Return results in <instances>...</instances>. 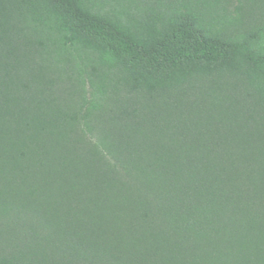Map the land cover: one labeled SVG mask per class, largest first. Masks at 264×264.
<instances>
[{"label": "trees", "instance_id": "trees-1", "mask_svg": "<svg viewBox=\"0 0 264 264\" xmlns=\"http://www.w3.org/2000/svg\"><path fill=\"white\" fill-rule=\"evenodd\" d=\"M237 1L0 0V264H264V24L227 34Z\"/></svg>", "mask_w": 264, "mask_h": 264}, {"label": "rangeland", "instance_id": "rangeland-1", "mask_svg": "<svg viewBox=\"0 0 264 264\" xmlns=\"http://www.w3.org/2000/svg\"><path fill=\"white\" fill-rule=\"evenodd\" d=\"M131 1L132 2L135 1L138 4H140L142 7H146V5H148L149 3L156 4V2L159 0H131ZM166 1H169V0H166ZM235 3H236V6L238 7L239 1L236 0ZM236 6L234 7V4L230 6V8L232 9V14L237 15V13L239 12V13H241V17L239 19H230L231 22L225 23V25L222 26V28H224V31L227 34L237 35L239 33H244V32L250 31V30L254 29L255 27H257L258 25L264 24V0L247 1V3H245L239 9L237 8V10H236ZM220 24L221 23H219L218 25H220ZM15 123L19 124L17 121ZM11 136L14 137L13 134H11ZM86 159H89V158H86ZM88 163L94 164L93 160H91ZM64 178H63V180L61 179V181H60L62 186L65 184ZM93 178L92 179H86V182H88L90 184H94ZM58 187H61V186L59 185ZM92 207H93L92 210H94L95 209L94 205H92ZM2 248L4 249V248H8V247H1L0 250Z\"/></svg>", "mask_w": 264, "mask_h": 264}]
</instances>
